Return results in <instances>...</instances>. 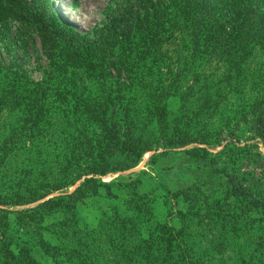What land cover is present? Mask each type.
Instances as JSON below:
<instances>
[{
	"label": "trees",
	"instance_id": "16d2710c",
	"mask_svg": "<svg viewBox=\"0 0 264 264\" xmlns=\"http://www.w3.org/2000/svg\"><path fill=\"white\" fill-rule=\"evenodd\" d=\"M183 28L188 30L197 59L221 64L228 69L225 78L244 79L239 69L245 61L257 50L264 55V0H120L102 22V35L96 42L109 53L130 47L136 51L137 46H143L147 56H153L157 63L174 30ZM86 37L59 21L50 0H0V113L24 111L19 127L22 135H38L49 109L57 102H70L66 97H74L75 90L63 86L51 94L49 77L34 85L29 97H18L21 92L17 85L25 80L18 52L28 54L31 47L36 48L34 40H38L49 66L59 68L50 69L51 73L64 77L69 70L65 67L76 66L87 57L91 42L85 41ZM148 41L153 43L152 50L150 44L144 47ZM85 70L99 84L102 95L93 101L82 98L75 103L76 110L100 129L101 151L89 171L50 187L53 196H18L12 201L0 195V264H156L163 255L146 251L143 245L149 240L144 236L150 226L148 211L143 207L137 210L141 214L136 218L122 217L126 210L118 207L121 197L129 199L138 194L142 180L128 177L127 182L102 181L103 177L137 167L145 153L157 150L155 140H163L165 158L195 142L191 149L184 150L194 168H180L182 181L174 185L173 192L166 189L167 195L172 192L170 196L177 205L186 203L197 216L212 213L223 233L242 223L246 228L264 231V86L252 93L251 119L231 127L236 150L228 161H223L222 151L214 149L220 144L207 141L204 125L194 132L195 141H191L187 130L181 132L177 127L154 138L149 132L142 133V128L149 131L150 125V131L166 128L163 113L167 102L159 100L146 106L145 110L152 113L150 118L158 119L154 123L142 119L140 129L137 111L126 99L132 90L120 81L131 83L152 74L154 69H116L115 76L108 69ZM108 81H115L119 87L114 88ZM246 132L251 135L245 136ZM12 148L7 141L1 151L6 153ZM140 175L144 178L147 172L141 171ZM150 178L156 180V175ZM156 189L161 187L157 185ZM17 206L22 208L15 209ZM104 207L112 211L108 217L111 226L119 220L113 232L101 223L107 214H97ZM220 243L225 244V238Z\"/></svg>",
	"mask_w": 264,
	"mask_h": 264
},
{
	"label": "rangeland",
	"instance_id": "374dc122",
	"mask_svg": "<svg viewBox=\"0 0 264 264\" xmlns=\"http://www.w3.org/2000/svg\"><path fill=\"white\" fill-rule=\"evenodd\" d=\"M50 2L61 23L70 25L82 35L87 34L85 41L91 42V48L80 64L64 68L69 69L64 77L58 72L51 73L50 69L59 68L49 66L38 40H34L36 48L31 47L28 54L18 52L19 69H23L22 78L25 77L24 82L17 85L18 92H21L18 97H29L27 94L30 89L47 81L49 77L51 94L65 86L73 87L75 96H68L66 99L70 102H64V105L57 102L49 109L46 121L42 122L43 130L34 138L22 135L19 130L21 120L25 117L24 111L0 113V195L11 198L12 201H16L18 196L28 199L47 193L53 196L55 193L51 195L53 191L50 187L67 183L77 175L89 171L92 161L101 151V132L76 110L78 105L75 103L85 97L92 101L99 99L102 89L85 69H108L112 76H115L116 69H154L152 74L139 77L131 83L120 81L132 90L127 93L126 99L137 111L140 129L144 125L143 120L147 122L149 119L154 123L158 119L157 116L150 118L152 113L149 114L150 111L145 110V107L159 100L167 102L166 112L163 113L164 120L168 122L166 128L160 126L159 129L150 131V125L149 131L142 128V133L149 132L154 138L161 133H170L177 127L181 132L187 130L191 134V141H195L194 132L196 134V130L204 125L207 141H217L220 144L214 149L222 151L223 161H228L234 155L236 147L233 141L236 138L230 134L233 133L231 127L235 122L243 123L251 119L254 114L249 108L252 106V93L264 86V55L259 50L254 51L239 69L244 79L232 80L225 78L228 69L221 64H209L197 59L185 28L174 30L176 32L166 41L167 46L157 63L153 56H147L148 52L143 46H137L136 51L129 46L127 50L113 49L109 53L104 45H99L96 41L102 35V22L120 0ZM135 41L143 44L140 39ZM149 44L152 50L153 43L149 41L144 47L147 49ZM97 48L100 49L99 52ZM108 84L115 86V81H108ZM117 87L119 85L114 88ZM231 89L238 92L233 93ZM209 95H213L211 99L208 98ZM51 97L53 96L49 99ZM68 104L71 105L70 109L66 107ZM248 135L251 133L246 132L245 136ZM7 141L15 148L6 149L4 153L1 148ZM155 141L153 143L158 146L157 150L145 153L137 167L108 175L102 181L127 182L128 177L142 180L138 194L129 199L121 197L118 207L120 211L126 210L122 217L129 215L136 218L137 214H141L137 210L143 207L148 211L150 226L144 236L149 240L143 245L147 247L146 251L154 250L155 255H163L156 259V264H264V231L246 228L242 223V226L230 227L223 233L215 215L201 213L197 216L186 203L180 202L177 205L170 196L175 190L174 185L182 181V174L178 175V170L186 165H191L190 168L195 166L192 161H188L190 155L184 154V150L191 149L195 142L177 149V154L165 158L161 148L163 140ZM238 142L242 144V139ZM262 152L264 153V149ZM141 171L147 172L144 178L140 175ZM155 175L156 180H152L150 176ZM83 178L69 191H73ZM157 185L161 189H156ZM166 189L172 192L167 195ZM92 207L96 208L97 205ZM178 207L181 210L177 211ZM21 208L17 206L15 209ZM100 213L107 214L101 221L105 229L113 232L114 225H120L118 219L112 226L108 223V217L112 214L108 207L101 208L97 214ZM113 220L112 218L111 221ZM223 238L225 244L220 243ZM104 264L112 263L104 261Z\"/></svg>",
	"mask_w": 264,
	"mask_h": 264
}]
</instances>
